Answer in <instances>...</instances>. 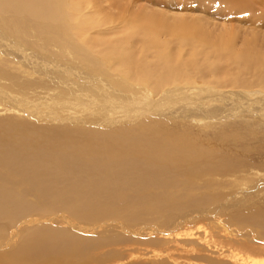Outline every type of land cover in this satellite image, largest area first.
<instances>
[{
    "label": "rangeland",
    "instance_id": "obj_1",
    "mask_svg": "<svg viewBox=\"0 0 264 264\" xmlns=\"http://www.w3.org/2000/svg\"><path fill=\"white\" fill-rule=\"evenodd\" d=\"M7 1L0 0V29L10 32L11 27H14L11 25V18L14 21L23 15L24 19L29 18L24 14L21 4L17 7L15 0ZM81 6L79 11L81 14L78 13L79 16L77 14L74 23L77 24L79 19L84 23V30L88 31L80 33L83 35L81 39L84 40L102 34L99 39L105 37L115 41L122 33L131 31L129 27H132L130 23L134 14L144 13L147 17L165 15L170 22L178 17L188 21L197 19L207 25L206 28L216 32L234 29L238 35L237 44L240 45L244 39L251 38L252 50L238 58V61L242 62L240 65L223 55L215 56L216 59L214 56H207L206 60H202L200 55L197 56L193 59L196 61L195 69L190 68L191 73H188L191 81L176 82L169 86L156 84L158 89L146 82V87L142 90L141 86L132 81L131 94L141 92L145 96H135L133 110L127 113L122 112L121 108L114 107L117 106V102L113 105L107 104L103 109L101 97H98L97 101L84 97V102L89 105L91 101L93 107L92 105L89 108L82 107L72 99L69 103V99H65L62 108L58 106L56 115L52 114L50 117V110L43 106L52 103V98L60 87H65L64 85H53L52 88L57 86L55 90L41 88L29 90L28 99L25 101L33 102V105L29 104L31 108L24 112L25 109L18 104L19 99L17 100V97L21 99V95L14 86L12 94L9 93L10 97H16L14 99L16 102L11 104L15 106L11 107L14 110H7L10 102L0 98V254L9 256L8 258L15 262L16 259L10 255L18 251L17 259L21 260V264H53L52 259L61 258L63 262L56 264H252L254 261L264 263V66L261 67L264 65V15L257 17L258 20L255 16L247 14L238 16L217 0H82ZM17 8H20L21 13ZM259 8L256 6L257 11ZM15 9L16 12H13ZM262 12L264 14L263 9ZM10 13H14L12 17ZM129 15L132 18L129 19ZM228 17L234 20L236 18V21L241 20V24L234 20L228 21ZM127 19L129 21H126ZM36 20L35 18L33 21L30 17L28 24L32 29L28 24L17 25V36L20 37L27 32L24 42L35 45H32L33 49H40L43 43L34 39L32 30L40 29L34 25H41L44 21L41 23ZM257 21L263 26H257L258 24L254 26ZM164 37L163 40L167 38L172 40L170 37ZM74 39L77 40L74 42L75 46L85 47L86 40L77 39L75 34ZM133 41L134 47L131 46L128 50L136 52L139 39ZM48 48L46 49L50 53L61 54L59 49L56 50L58 47ZM96 50H92L91 54L95 61L98 59L99 62L102 59ZM26 53L29 54L28 51ZM4 55L1 54L0 58L2 59ZM171 55L173 59L178 56L181 61L190 58L186 52ZM18 56L21 57L20 53ZM112 57L116 59L115 55ZM9 58L11 57L5 55L3 59ZM114 59L108 61L107 66H101L99 70L103 72L101 76L104 77L101 78L105 84L116 81L109 68L112 63L114 65ZM148 60L157 64L151 56ZM73 64L79 69L84 68L77 61ZM8 65L0 62V66L14 77L16 84L22 81H28L33 85L52 84L53 79L46 75L44 77L40 72L26 75L17 70L18 65ZM28 66V72H33L31 64ZM259 66L261 70L257 69ZM118 77L117 79H120ZM98 79L100 80V77ZM232 81L240 84L232 87L230 86ZM10 84L8 80H0V88ZM131 94L121 93L132 99ZM36 102L38 107L35 106ZM128 107L125 108L130 111L131 107ZM34 111L38 113L37 116ZM130 113L132 114L129 115ZM69 116L72 118L71 121H77L70 123ZM81 119H85L84 124L76 123ZM141 121L151 125L157 124L158 127L161 126L180 138L183 136L196 147L201 156L194 162L201 161L195 163L197 167L193 173H187L185 169L172 170L170 167L157 166L151 163L152 160L144 161L141 157L133 159L132 152L127 158L128 161H120L118 166L121 167L117 166L118 168L114 166L103 169L97 162L91 165L90 163L74 165L75 161L79 163V160H74L73 157H64L63 164L59 162L61 157H58L59 163L55 160L54 151L60 146H78L82 143L89 145L87 139L79 136L85 131L94 137L97 136L95 139L100 141L102 138L115 136L120 129L133 130L142 123ZM74 135L77 137L69 142V138ZM136 139L134 137L131 144L145 146L148 142ZM120 145L122 146V142ZM120 145H116L115 148L118 149ZM201 150L205 153L203 154ZM71 160L73 163H66ZM135 164L140 167L137 168ZM102 172L105 174L102 180L105 182L104 188L86 189L85 183L94 184L93 181L97 175H102ZM150 172L154 176H151ZM111 174L119 176L114 177ZM186 174L191 175L189 180H186L189 176ZM120 176L121 180H124L118 183ZM152 178L158 184L152 183L153 181H150ZM147 181V187L139 189V183L146 184ZM112 183L116 185L115 188H111ZM124 183H127V186ZM122 188L129 193L125 198L117 194L125 192L119 191ZM121 198L126 201H123L124 205L135 208L123 212L117 210L123 205ZM100 209L106 214L107 219L104 216V220H91ZM117 214L121 218L114 220L113 216ZM28 220L31 222H27ZM179 223L182 224L178 226ZM150 228L154 229L151 231ZM49 233L54 235L52 239L38 238ZM78 244H81L84 253H77L78 255L67 254V251L61 253L62 250H70L74 246L73 249H79ZM89 256L91 257L88 258Z\"/></svg>",
    "mask_w": 264,
    "mask_h": 264
},
{
    "label": "bare ground",
    "instance_id": "obj_2",
    "mask_svg": "<svg viewBox=\"0 0 264 264\" xmlns=\"http://www.w3.org/2000/svg\"><path fill=\"white\" fill-rule=\"evenodd\" d=\"M15 1H16L15 3L17 4L16 5L17 7H18V4H21L22 9L25 12L24 14H27L26 17H28L29 19H24L23 18L24 15H23V17L21 16L22 18L18 17L19 18L18 20L16 19V17H14L16 19L15 21L13 20V18H11L12 19L11 25H13L14 27H11L10 32L0 29V55L5 54L7 57H11L9 59H3L5 57V55H4L2 59L0 58V62H5L7 65L8 64L18 65L16 68H17V70H21L22 74L26 73V75H28V74L31 75L32 73L35 74L37 72H40L43 76L46 75L53 80H52V84L49 83L50 85H45V83H44V85H33L32 83H29L28 81H22V83L18 82L16 84L14 82L15 80L13 79L14 77L11 75V73L10 74L7 73V71H5L4 68L0 66V80L3 79V80H8L11 82V84L9 86L4 87V85H3V88H0L1 100L4 99V100L10 102V104H9L10 107L8 106L9 108L7 110L13 109L11 107H13L14 105H11V104H12V102H16L14 100L16 97H10L9 96V93L12 94L11 91L14 89V86L17 89L16 90L17 93L19 95H21V99L17 97V100L19 99L18 104L23 109H25L24 110V112H25L26 110L29 111V109L31 108V105L29 106V104L33 105V102H31V103L29 101L26 102L28 99L27 94H28L29 90H33L35 88H41V89H46V90H55V89H57L58 85H64L65 86L64 88H62L63 86L62 87L59 86L60 89L58 90L56 95H54V97L52 98V100H51L52 103L50 102L51 104L48 103L50 105L44 104V106H43L45 109L50 110L49 111L50 117L52 114H55L57 112L58 106L60 107L61 105H63V101H65V99H69L68 103H69L70 99H72L74 102L81 105L82 107H88L89 108L90 105H92V107H93V103H91V101H90L89 105H87L84 102V97L88 98V99H93L94 101L99 100L98 97H101L100 101H101V105H104L103 109L105 108V105H107V104L113 105L117 102L118 103L117 106L114 105V107H117V109L121 108L122 112L126 111V113H127V112H131L133 110L132 106H134V104L136 103L135 100H136L137 95H144L141 92H139L141 94H139V93L131 94L133 92V90H131L132 88L130 87L131 86L130 83L132 81H133V83H137L139 86H141L142 87L141 90L146 87V85H145L146 82H148V85L152 86L153 88H156V84L169 86L170 84H174L176 82H185V81H188L191 79V76H189V74H188L190 72L189 69L193 68L194 65H196V61H194L193 59H195L199 55L202 57V60H206L207 56L208 57L214 56V58H215V56L220 57L223 55L225 58H232L233 62L237 61L240 65V63H242V62H239L240 60L238 61V58L240 59V57H243L242 54L249 53L252 50V48H251V41L252 40H250L251 38L244 39V41H242L240 45L237 44L236 39L238 38V35L234 32L235 31L234 29H232V30L231 29L230 30L229 29H227V30L223 29V30L216 32V31L209 30V28H206L207 25H205L204 23H202L201 21H199L197 19H191L190 21H188L187 19H183V18L181 19L180 17L173 18L174 17L173 16V17H171V19L173 18L171 20L172 22H170V21H167L168 19L165 18V15L164 16H162V15L161 16L160 15L159 16L150 15L147 17L146 15H144V13H137L134 15L132 14L133 18L129 15L130 16V17L128 16L129 19L132 18L131 23H130L132 25V27H129V29H131V31L128 33L127 32L122 33L121 36L118 37V39L115 41L108 40L105 37H101L99 39V36H102V34L98 35V37L95 35L96 37H93V38L88 39V40L85 39L86 40L85 41L84 39H81V38H83V35H80L81 32L85 31L84 30V23H82L80 19H79V22L77 24L74 23V21L77 19V14L78 13L81 14V12H79V11H81L80 9L82 8V6H81L82 0H15ZM217 1H219L220 4L224 5L227 10L234 11V14H236L238 16L243 15V14H247L248 16H251V17L255 16L257 18V17H262L264 15L262 12V9L264 10V0H258V1L257 0H217ZM11 3H9V4L12 5ZM5 4H6V2H5ZM7 4H8V1H7ZM186 5H188V4H186ZM21 6H19V7H21ZM256 6L260 7L259 8L260 11L259 10L257 11ZM13 8H15V7H13ZM11 9H12V6H11ZM17 10L20 11V8H17ZM14 11L16 12V9L13 10V12ZM23 11H22V13H23ZM8 12H11V11H8ZM20 13H21V11H20ZM12 14H14V13H12ZM12 14H11V17H12ZM80 14H78V16ZM30 17H31V19H33V21L35 20V18L41 23L44 21V23L41 25L40 24L34 25L40 29L35 30L33 28L34 30H32V31H34V33H33L34 39L36 41H41L43 43V45L41 44V47H39L40 49H33V46H35V45L32 44L33 45L32 46L31 44H27L26 42H24V40H25L24 38L28 35L27 32H24V34L21 35L20 37L17 36L18 35V27H16V26L20 25V24L21 25L22 24H24V25L28 24L30 22L29 21ZM101 17H103V15ZM167 17H169V16H167ZM0 19H1V17H0ZM129 19H127L126 21H129ZM227 19H228V21L234 20L232 18L230 19L229 17ZM3 20H1V21H3ZM37 20H36V22H37ZM257 20H258V18H257ZM234 21H236V18ZM240 21L241 20L236 21V22L240 23ZM4 22H2V23H4ZM245 22H249V21H244V23ZM250 22H251V20H250ZM254 24H255L254 26H256L257 24H258L257 26L262 25V24H260L259 21L255 22ZM250 25H252V23H250ZM254 26H252V27H254ZM30 29H32L31 26H30ZM250 32H251V30H250ZM87 33H88V31H87ZM96 33H98V32H96ZM74 34H75V36H77V39H79V40L81 39V40L86 42L85 45L81 43L82 45L85 46L84 48L75 46L76 44H74V42L77 40L74 39ZM40 36H42V37H40ZM164 36L170 37V38H172V40L171 39L169 40L168 38H167V40H163L162 37H164ZM252 36H253V34H252ZM258 37L259 36H257V38ZM257 38H255V39H257ZM104 39H105V41H104ZM134 39H139L138 47L135 48L136 52L128 50L131 46L134 47L132 44V43H135L133 41ZM79 40H78V42H79ZM258 40H260V39L258 38ZM172 41H174V42H172ZM263 41H264V39H263ZM28 42H29V40H28ZM47 45H49L50 47H53V48L58 47L56 50L59 49L60 50L59 53H61V54L56 55V54L50 53L46 49L49 47V46L47 47ZM263 45H262V47H263ZM237 46H239L240 48H237ZM253 47H255V45ZM262 47H260V48H262ZM257 48H258V46H257ZM94 49H97L96 53H98L101 56L100 59H102V60L99 61L101 63L98 62V59L96 62L95 58H93V55L91 53H92V50H94ZM254 50H255V48H254ZM27 51L29 52V54L26 53ZM183 52H186V54L188 53L190 58L186 59V60L184 59V61H181V60H179L178 56H176V58L173 59L174 57L171 55L173 53L180 54ZM18 53H20L21 57L18 56ZM147 54H149V55H147ZM252 54H253V52H252ZM114 55H115L116 59H114L112 57ZM116 56H118V57H116ZM150 56L152 57V59L156 60L157 64L155 63V61H153L154 63L153 62L151 63V60H148V58H150ZM62 57H64V58H62ZM20 58H22V59L20 60ZM210 58H213V57H210ZM62 59H64V60H62ZM112 59L115 60V63H114V65L112 63L113 66L111 65V67H109V68L111 69L112 74L115 75L114 78H116V81H110L109 84L108 83L105 84L101 78V77H104V76H101V75H103V72H101L99 70H101V66H107L108 61L111 62L110 60H112ZM256 59H258V58H256ZM74 61H77L79 63V65L83 66L85 68V69L83 68L84 71H83V69H79V67L75 66L73 64ZM259 63H261V62H259ZM29 64H31V68L33 69V72L29 71L31 73L28 72V67H29L28 65ZM110 64L111 63H109L108 65L110 66ZM243 64H241V65H243ZM263 66L264 65H261V67H263ZM259 67L257 69L261 70L262 68L261 67L259 68ZM31 68H29V69H31ZM193 69H195V67ZM91 70H93V71L91 72ZM191 71H195V70H191ZM122 75H123V77H122ZM117 76H119L118 78H120V79H117ZM98 77H100V80L98 79ZM111 77H112V75H111ZM108 78H109V76H108ZM47 80H45V82ZM109 80H110V78L108 79V81ZM239 84H238V82L232 81L230 83V86L233 87V86L239 85ZM53 85H57L56 88H52ZM135 88H137V86ZM156 89H158V88H156ZM160 90H162V88ZM16 91H15V93H16ZM128 91H131V92H128ZM157 91H159V90H157ZM145 92H147V91H145ZM121 93H129L133 96V98L130 99L129 97L121 95ZM51 94H52V92H51ZM40 98L41 97H39V99ZM25 99H26V101H25ZM68 103L66 105H68ZM37 104L38 103L36 102L35 106ZM40 106H42V105H40ZM128 106L131 107L130 111L127 110L129 108ZM37 107H38V105H37ZM125 107H128V108H125ZM61 108H62V106H61ZM17 109H20V108H17ZM101 110H102V108H101ZM161 110H162V108H161ZM33 113L34 114L36 113V116L38 114L35 111ZM113 113L115 114V112H113ZM32 114H30V116L34 117L33 116L34 114L33 115ZM131 114L132 113H130L129 115H131ZM39 115H40V113H39ZM208 115H210V114L208 113ZM57 116H55V120H56ZM47 117H48V115H47ZM211 117H212V115H211ZM68 118H69L68 121L70 122L72 120V118L70 119V116ZM52 119H54V118L52 117ZM57 120H58V118H57ZM115 120H116V118H115ZM60 121H62V120H60ZM74 121H77V120H74ZM74 121H71V122L74 123ZM86 121H88V120H86ZM105 121H107V119ZM76 123L84 124L85 119H81ZM138 124H139V122H138ZM134 128L135 129H133V130L132 129H127V130L126 129H120V132L116 133L115 136L110 137V138L107 137L108 139L102 138L100 141H97L95 139L97 136L94 137L93 135H91L85 131V133H82L79 136L83 137L84 140L87 139V142L90 143L89 145H85V144L83 145V143H82L81 145H78V146H74V145H69V146H65V147L60 146L59 148L56 149V151H54V153H56L55 160L58 162V157H61V160L59 162H62V164H63L65 162V160H62L64 157L65 158L66 157H73L74 160H79V163L75 161L74 165H76V164H81V165L84 164L85 165L87 163H90V165H91V163L97 162V163H99L98 166L101 165L104 169L105 167H107V168L114 167V166L117 167L119 165L120 161H122V160H125V162H126L127 158L131 156V152H132L133 153V155H132L133 159H135V157L136 158L141 157V158H143L142 160H144V161H148L147 159H149V161L152 160L151 163L156 164L157 166H164L165 168L170 167V169H172V170L185 169V171L187 173H193L192 171L197 167V165L195 163H198L201 161L200 160L198 162H194L198 157L201 156V154H199L200 152H197L198 150L196 149V147L191 145L189 141H186L185 140L186 138L184 139L183 136H182V138H183L182 139L179 136L175 135V133L173 134V132L172 133L167 132L161 126L158 127L157 124L151 125L149 123H143L142 122L141 124L137 125ZM9 131H10V129H9ZM133 136L135 138H137L136 139L137 141L139 139H143L142 141H148V142H146L147 144L145 146L139 145V144H133V143L131 144V140H134ZM76 137H77V135L76 136L74 135L72 138L70 137L68 141L69 142L73 141L74 138H76ZM14 139H15V137H14ZM125 141H126V144H125ZM121 142H122V146L120 145ZM139 143H141V141ZM116 145H120L121 148H120V146H118V149H116L115 148ZM201 151H202V153L204 152V150H201ZM207 156H208V154H207ZM141 158H140V160H141ZM131 160H132V158H131ZM56 161H54V162H56ZM133 162H134V160H133ZM66 163L67 164L73 163V160H71L69 162L66 161ZM206 163L207 162H205V164ZM131 164H129V165H131ZM138 164H140V163H138ZM153 164H151V168H153L152 167ZM203 166H204V164H203ZM118 167H121V166H118ZM136 167H137V165H136ZM138 167H140V166H138ZM132 168H133V166H132ZM137 168H135V169H137ZM145 170H147V169H145ZM119 171H117V173ZM143 172H145V171H143ZM111 173H113V171H111ZM150 173H151V176H154V175H152V172H150ZM118 174H115V175L111 174V175L116 177V175H118ZM130 174L131 173H129V175ZM148 175H149V173H148ZM186 175H189L186 178V180H189L191 175L190 174H186ZM92 177L94 180V176H92ZM97 177L93 181L94 184H92V183H88V184L85 183V185L83 184L86 187V189H87V187L88 188L92 187V188H97V189H101L102 187L104 188L103 185L105 182H103L102 180H104L105 174L103 173L100 176L97 175ZM126 178H128V177H126ZM115 179L116 178H114V180ZM121 179L122 178L120 176V178H119V180H117V182L119 183L120 181L124 180V179L123 180H121ZM144 179H146V178H144ZM150 181L151 182L153 181L152 183H154V184H158V183H156V181H154L153 178ZM126 182H128V181L126 180ZM121 183H123V182H121ZM112 184H111V188H115L116 185L113 184V187H112ZM126 184L127 183H124V185H126ZM139 184H140V185H138L139 189H145L147 187L148 181L146 182V184H142V182H140ZM79 185H81V184H79ZM114 185H115V187H114ZM77 188H76V190H77ZM119 188H121V187L119 186ZM155 188H158V187H155ZM133 189H135V187H133ZM119 191H125L123 194L117 193L122 198L127 197L129 194V193L127 194L126 193L127 190H124L123 188L119 189ZM135 191H133V192H135ZM141 199H143V198H141ZM121 201L123 203L124 200L122 199ZM141 201H143V200H141ZM88 202H91V201H88ZM124 202H126V201H124ZM128 202H129V200H128ZM133 202H134V200H133ZM124 204L125 203H123L122 206H119L117 208V210H119L120 212H123L126 209H128V210L130 209L129 211H131V209H133V207H134L133 206L132 208H130L131 206L124 205ZM92 207H93V204H92ZM94 207H96V206L94 205ZM101 209L99 211H96L97 213L94 212L96 215L93 216V218H91V220H94V221L104 220V216L106 214ZM113 209H114V207H113ZM117 210L115 212H117ZM129 211H128V213H129ZM112 213H111V215H112ZM84 214L88 215L86 212H84ZM106 217L107 216H105V218ZM118 217H120L119 214L113 216V218H115L114 220H116V218H118ZM86 218L85 219L88 220V216ZM125 218H126V216H125ZM108 219H109V216H108ZM111 219L112 218L110 216V221H111ZM29 221L30 220H28L27 222H29ZM117 221H119V219ZM181 222H183V221H181ZM181 224L182 223H179L178 226H180ZM153 229L150 228L151 231ZM53 237H54V235L51 233H49L48 235L38 236V238L40 240L52 239ZM72 242L74 243V241H72ZM39 243H42V242L39 241ZM81 243H82V240H81ZM70 244H72V243H70ZM80 245L81 244H78L79 249H73L75 247L74 246L70 250L69 249L62 250L61 253H65V251L68 252L67 254L82 253L83 247L81 248ZM32 246L34 247V245H32ZM251 252L253 253V251H251ZM18 255H19L18 251H14L13 253H11L10 256L14 257L16 259V261L13 262L11 259L8 258L9 256H6L5 254L4 255L0 254V264H19V263L21 264L22 263L21 260L17 259ZM47 255H50V254H47ZM90 257L91 256H89L88 258H90ZM61 259H59V260L52 259L51 261L53 262V264H56L58 262H63ZM252 264H264V263L254 261Z\"/></svg>",
    "mask_w": 264,
    "mask_h": 264
}]
</instances>
